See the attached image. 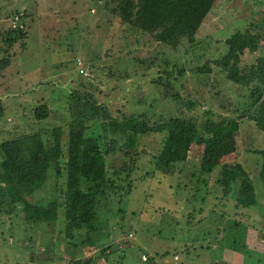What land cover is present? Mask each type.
Returning a JSON list of instances; mask_svg holds the SVG:
<instances>
[{"label": "rangeland", "instance_id": "374dc122", "mask_svg": "<svg viewBox=\"0 0 264 264\" xmlns=\"http://www.w3.org/2000/svg\"><path fill=\"white\" fill-rule=\"evenodd\" d=\"M2 1L0 34L10 30V18L22 12L26 36L10 48L0 37V60L9 56L10 65L0 78L4 100L0 142L15 139L20 145V135L37 130L44 140H52L50 132L55 126L64 127L66 132V94L72 89L88 91L114 117L145 114L150 121L185 114L200 120L207 110L225 113L221 110L225 106L237 117L254 98L249 87L227 79L212 61L226 52L225 39L232 33L248 28L262 31L264 0H216L195 41H183L175 48L121 23L108 11L113 0H48L53 4L49 7L55 8L50 16L46 0H34L30 7L26 4L31 0ZM46 15L49 21L44 20ZM258 56H264V45L253 53L247 49L241 65L254 62ZM206 63L210 71L199 72ZM42 103L50 107L49 116L35 121L32 108ZM233 132L236 151L222 163L233 162V158L242 165L255 197V204L240 208L246 213L239 215V226L233 224L236 217L229 215L233 205L230 193L222 199V186L215 182L217 169L209 176H200L191 157L186 165H175L172 173L160 170L151 157L158 153L162 138L150 134L139 139L137 149L144 153L132 173L133 190L109 210L101 208L102 232L92 235L100 249L94 251L101 254L102 247L113 248L99 262L264 264V249L257 239L259 231L264 233V157L254 152L264 149V131L240 117ZM193 171L197 177L191 175ZM203 177L207 187L198 182ZM61 183L62 178L51 175L30 199L46 202L58 197ZM57 215L56 220L39 223L21 216L0 217V264H21L23 260L34 264L27 258L31 254L51 264H65L58 258L64 247L56 244L62 240L58 236L63 230ZM248 231L252 235L246 241L243 235ZM186 249L190 253L186 254ZM72 250L77 253L76 248ZM141 253L149 256L146 262L141 261ZM88 255L86 251L84 259Z\"/></svg>", "mask_w": 264, "mask_h": 264}, {"label": "trees", "instance_id": "16d2710c", "mask_svg": "<svg viewBox=\"0 0 264 264\" xmlns=\"http://www.w3.org/2000/svg\"><path fill=\"white\" fill-rule=\"evenodd\" d=\"M215 2L113 0L108 11L131 29L151 34L156 42L175 48L183 41H195L196 33ZM259 26L260 32L248 28L232 33L225 39L226 52L212 61L225 72L227 79L238 86L249 87L254 95L237 117L231 116L225 106L221 108L225 113L207 110L200 120L192 114L157 121H150L145 114L118 118L88 91H68L66 132L64 127L55 126L50 132L52 140H44L37 130L20 135V145L15 139L0 142V217L21 216L22 220L39 223L56 220L59 214L63 230L58 236L62 240L56 244L64 247L59 260L65 264H96L113 248L109 245L102 247L101 254L95 253L100 244H94L92 235L102 232L101 208L109 210L114 202L121 203L122 198L128 197L134 188L132 173L137 168L140 154L144 153L137 149L139 139L159 134L162 143L158 153L151 157L152 162L161 167L160 170L172 173L175 165H186L193 157L198 175L209 176L217 169L215 182L222 186L225 194L222 199L225 200L226 194L230 193L233 205L229 215L236 217L233 224L239 226L242 222L239 215L246 212L238 209L255 204L253 185L240 163L222 161L236 151L233 130L240 117L253 121L259 130L264 131V56L241 65L247 49L253 53L264 45V24ZM9 29L0 37L10 48L26 36V30ZM5 57L0 60V73L9 65V56ZM204 71H210L208 63L199 68V72ZM164 86L167 88V84ZM171 96L176 98L178 94ZM1 103L0 99V117L4 110ZM188 105L191 107L192 102ZM50 110L46 103L34 106L35 121L46 119ZM64 134H67L65 138ZM254 152L264 157V149ZM51 175L62 178V187L57 188L58 197L46 202L32 201L30 198ZM191 175L197 177L194 171ZM205 178L198 179V182L207 187ZM243 239L247 241V232ZM72 247L77 253L71 251ZM85 249L89 255L84 259ZM185 251L190 253L189 249Z\"/></svg>", "mask_w": 264, "mask_h": 264}, {"label": "crops", "instance_id": "0c3cea01", "mask_svg": "<svg viewBox=\"0 0 264 264\" xmlns=\"http://www.w3.org/2000/svg\"><path fill=\"white\" fill-rule=\"evenodd\" d=\"M28 2H30V0H28ZM34 2V0L32 1L31 0V2L30 3H28V4H26L27 6H32V3ZM46 2H48V4H47V9H45L46 10V12H47V14L50 16L51 15V13L52 12H54L55 10V8L54 9H52V8H50L49 6H51V5H53V4H51L48 0H46ZM5 2H3L2 0H1V5L3 6V4H4ZM55 5V4H54ZM74 5H75V2H74ZM73 5V6H74ZM8 9V8H7ZM44 20H47V21H49V17L46 15L45 16V18H44ZM42 24H43V22H42ZM45 30V29H44ZM10 67V65H8L6 68H5V70L7 71V69ZM5 72L3 71V72H1L0 73V78L1 79H3V77H4V74ZM0 99L2 100V98L0 97ZM2 101H4V100H2ZM226 159V158H225ZM225 159L223 160V161H225ZM230 160V159H229ZM230 161H235V159H233L232 158V160H230ZM223 163H230V162H223ZM239 211H240V208L238 209ZM263 217V216H262ZM263 221H264V218H263ZM261 231H263V230H261ZM261 231H259V233H258V235H257V239H258V241H259V244L261 245L262 244V248L264 249V233L263 232H261ZM251 233L250 232H247V239H249L250 237H251ZM52 240L54 241V239L52 238ZM259 245V246H260ZM51 246H53V245H51ZM100 249V248H99ZM103 256V255H102ZM27 258H29V261H31V262H33L34 264H36V263H41V264H43V262H46L47 264H51V262L50 261H41V260H38L37 259V257L35 256V255H33V254H31L30 256H27ZM35 259L37 260V261H35ZM100 260H103L104 258L103 257H100L99 258ZM49 260H51V257H50V259ZM28 261V260H27ZM26 260H23V262L21 263V264H27L26 262H27ZM176 261V260H175ZM143 262V261H142ZM218 263H220V262H218ZM217 262H214V263H212V264H218ZM96 264H101V262H99V260H98V262L96 263ZM104 264V263H103ZM221 264V263H220Z\"/></svg>", "mask_w": 264, "mask_h": 264}, {"label": "built area", "instance_id": "2783aa9c", "mask_svg": "<svg viewBox=\"0 0 264 264\" xmlns=\"http://www.w3.org/2000/svg\"><path fill=\"white\" fill-rule=\"evenodd\" d=\"M9 24H10V28H12V29H22V30H24L25 29V19H24L23 13L21 12L19 14L13 15L10 18ZM79 72L84 74V75H87L82 69H80ZM132 235H133L132 233H129V236H132ZM148 257L149 256L147 254H145V253H141L140 254V259L143 262H146ZM173 258L176 260L178 258V255L175 254L173 256Z\"/></svg>", "mask_w": 264, "mask_h": 264}, {"label": "flooded vegetation", "instance_id": "af4514ba", "mask_svg": "<svg viewBox=\"0 0 264 264\" xmlns=\"http://www.w3.org/2000/svg\"><path fill=\"white\" fill-rule=\"evenodd\" d=\"M225 53V52H224ZM224 72V71H223Z\"/></svg>", "mask_w": 264, "mask_h": 264}]
</instances>
